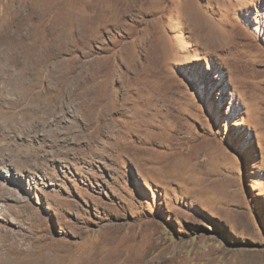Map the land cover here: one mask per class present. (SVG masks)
<instances>
[{"label": "rangeland", "instance_id": "1", "mask_svg": "<svg viewBox=\"0 0 264 264\" xmlns=\"http://www.w3.org/2000/svg\"><path fill=\"white\" fill-rule=\"evenodd\" d=\"M98 1L0 0V254L264 264V0H114L91 37L54 32ZM81 94L116 95L114 131Z\"/></svg>", "mask_w": 264, "mask_h": 264}, {"label": "bare ground", "instance_id": "2", "mask_svg": "<svg viewBox=\"0 0 264 264\" xmlns=\"http://www.w3.org/2000/svg\"><path fill=\"white\" fill-rule=\"evenodd\" d=\"M82 4H83L85 10L91 11L90 15L82 17L84 20H88V21L84 22L83 23L84 25H82L80 23L81 21L79 22L78 21L79 19L78 20L76 19V17L80 14V13H77L76 15H73V17L71 16L72 18L67 19L65 23H63V24L61 23V24H57V25L55 24L56 26H54L55 27L54 32H56V34L59 35V33H61V32L65 33L66 35H64V34L63 35L66 36L67 40H69V39L72 40L74 38L78 39L79 37L82 39L89 38V37H91L90 31L92 32L93 30H96L99 28V27H97V25L99 24L98 22H96L98 20L97 18L107 19L108 16H111L112 9L114 10L115 8H118L122 5L120 3V1L119 2H115V1L111 2V0H99L96 3H93V2L83 3L82 2ZM100 11L105 16H102L99 13H98V15L95 14V12H100ZM80 16H81V14H80ZM96 23H98V24H96ZM66 31L68 33H66ZM53 35H55V34H53ZM57 38H58V36H57ZM50 39L53 40V38H50ZM59 50H62V49L60 48ZM69 76L71 77L72 75H69ZM79 77H83V76H81V74L80 75H74L73 74L72 78H79ZM89 78L90 77L88 76L84 80H87ZM16 88L19 89L20 93H23V94L26 91L25 90L26 86L25 87L24 86H22V87L17 86ZM56 89L57 90L55 92L57 93V95L66 96V97L70 96L72 98H73V96L76 95L77 90H79L77 88L63 87V86H58ZM85 95L86 94L79 95L78 98L80 100H78V103H77V107H78L77 110L74 111L75 114H77V116L80 115L85 120L89 119L93 123H97V121H101V122L105 121L107 123L105 128L108 130L114 131L117 124L114 123V122H116L115 120L111 119V112L116 107L114 99H113L114 97H116V95H111L112 100H113V104L110 106V108L108 105V99H104V98H100V97H97L95 99H90V100H88V98L83 99V97ZM102 97H104V95H102ZM150 99L151 98H148L146 100L140 99V100H138V102H140V103L145 102L146 104H150L152 102V100H150ZM145 112H146V114L143 116V118H146V116H147V111H145ZM138 117L142 118V115H140V114L136 115L132 119H136ZM86 123H88V122H86ZM143 125L145 127H149L148 122L142 121V124H140V122L137 121L135 123L136 130H138L139 126L141 127ZM97 127H99V126H97ZM124 129L128 130L127 127H125ZM117 132L119 133V139H125L126 140L129 136L128 133H125L124 131H120V129H118ZM127 150H128V147H127ZM14 212L15 211H13V209L11 207L4 208L1 210V213H5L7 215H8V213H11V215L15 214V216H16V213H14ZM41 241H43V243H41V245L36 246V244L35 245L32 244L31 248L24 250V249H22L24 246H22V248H20V249H17L18 243L14 239L13 244L10 246L11 247L10 250H8L7 256L0 254V264H65V263H67L66 261H67L68 256L65 254L69 250L66 247V244L64 243V241H57L55 239L50 238L49 236H43ZM22 245H23V243H22ZM65 247H66V249H65ZM6 253H4V254H6ZM94 258H95V255L90 254L89 256L78 259V261H76L75 264H93Z\"/></svg>", "mask_w": 264, "mask_h": 264}]
</instances>
